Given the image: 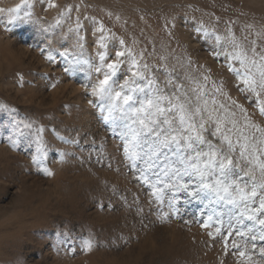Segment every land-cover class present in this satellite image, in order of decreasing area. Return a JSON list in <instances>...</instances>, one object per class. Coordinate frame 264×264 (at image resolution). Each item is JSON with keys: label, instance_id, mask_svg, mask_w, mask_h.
Returning <instances> with one entry per match:
<instances>
[{"label": "rangeland", "instance_id": "rangeland-1", "mask_svg": "<svg viewBox=\"0 0 264 264\" xmlns=\"http://www.w3.org/2000/svg\"><path fill=\"white\" fill-rule=\"evenodd\" d=\"M233 40L264 54V0H0V264H264V240L249 231L257 225L239 223L240 209L196 179L183 177L187 191L166 187L176 179L165 166L181 167L175 146L149 168L151 139L134 143V117L109 115L116 102L93 95L123 51L115 91L135 57L164 94L183 85L192 96L200 83L236 113L230 119L246 123L242 105L250 125L264 129L257 97L229 70L240 68L228 55ZM250 125L245 134L259 138ZM207 128L227 151L210 135L215 124ZM233 160L253 167L239 146Z\"/></svg>", "mask_w": 264, "mask_h": 264}, {"label": "snow or ice", "instance_id": "snow-or-ice-1", "mask_svg": "<svg viewBox=\"0 0 264 264\" xmlns=\"http://www.w3.org/2000/svg\"><path fill=\"white\" fill-rule=\"evenodd\" d=\"M19 10V8L15 9L17 12ZM232 43L235 50L228 55L239 63L240 68L236 69L230 65L229 70L237 72L240 82L255 94L257 107L261 115H264V100L260 99L264 94V54H257L253 47L251 55H249V52L236 44L234 40ZM101 46L103 47V45ZM116 55L117 59L106 65L109 71L93 88V95H99L101 99L107 98L116 102L110 106L109 115L113 109H116L134 117L133 124L138 125L137 128L131 129L134 143L141 135L151 139L152 143L145 153L149 168L153 167L155 163L153 157L161 155L167 157L168 153L164 150L172 152L173 146H175L176 162L181 167L165 166V176L169 174L167 169H171L172 176L176 179L175 185L166 184V187L187 191V184L180 182L183 177L188 176L198 180L199 187L213 193L219 200L240 209L239 223L242 224L246 219L258 226V228H249L250 232L259 231V236L251 237L253 240H264V217L260 216V213H264V160H261V156H264V129L250 125L247 110L242 105H236V107L244 113L246 123L241 126L235 119H230L229 117H235L236 113L231 112L224 104H217L215 98L209 99L204 91L206 86L200 83H195L191 89L192 96L183 90V85H177V92L171 95L164 94L161 89L156 87L154 78L147 79L144 73L139 71V64L135 57L131 61L132 69H135L132 71L131 77L123 85H120V91H115L112 86V77L119 70L121 64L119 58L123 57L125 52L121 51ZM129 55H131L130 50ZM257 56H259L258 60ZM104 59L105 57L101 56V60ZM144 67L146 68L147 65ZM136 79L146 80V85L144 87L137 86ZM203 79L207 80L208 77L205 76ZM169 83L171 84V81ZM145 87L149 94H146L143 99H134V94L138 91L144 92ZM125 89H127V94H125ZM215 91L219 92L220 89L217 88ZM232 103L236 104L235 101ZM217 108L224 110L223 117L217 114ZM209 122L215 124V129L210 135L218 139L221 145L226 146L227 151L205 136V133L208 132ZM227 125H231V127H227ZM249 125L261 133L259 138L245 134V129ZM234 136L236 137L235 141L233 140ZM201 146H206V150ZM237 146H239L240 158L246 160L253 167L245 170L233 160ZM125 152L128 153L127 148ZM138 156L137 153L135 156L130 155L129 158L135 160ZM34 162L38 161L34 158ZM255 169L260 172L259 180ZM45 172L49 176L53 174L47 169ZM208 177L214 178L212 183L208 182ZM234 177H238V179ZM159 193L160 189H155L153 195L161 200ZM256 203L259 204V207L253 208L252 205ZM209 219L211 220V217ZM239 234L246 235L243 231ZM87 247L89 250L91 249L90 242ZM239 255L244 256L245 253L240 252ZM261 255L264 256V248L261 249Z\"/></svg>", "mask_w": 264, "mask_h": 264}]
</instances>
